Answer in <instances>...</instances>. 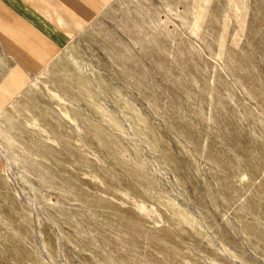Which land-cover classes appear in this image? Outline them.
I'll return each instance as SVG.
<instances>
[{
	"label": "rangeland",
	"instance_id": "1",
	"mask_svg": "<svg viewBox=\"0 0 264 264\" xmlns=\"http://www.w3.org/2000/svg\"><path fill=\"white\" fill-rule=\"evenodd\" d=\"M0 156V264H264V0L111 1Z\"/></svg>",
	"mask_w": 264,
	"mask_h": 264
},
{
	"label": "crops",
	"instance_id": "2",
	"mask_svg": "<svg viewBox=\"0 0 264 264\" xmlns=\"http://www.w3.org/2000/svg\"><path fill=\"white\" fill-rule=\"evenodd\" d=\"M111 1L0 0V113Z\"/></svg>",
	"mask_w": 264,
	"mask_h": 264
}]
</instances>
